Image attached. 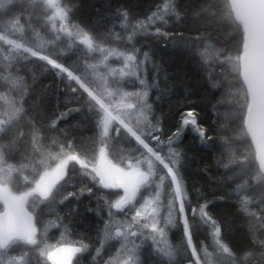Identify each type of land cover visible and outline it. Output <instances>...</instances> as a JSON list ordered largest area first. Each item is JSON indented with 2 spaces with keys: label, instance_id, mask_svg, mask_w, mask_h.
I'll return each mask as SVG.
<instances>
[{
  "label": "snow or ice",
  "instance_id": "1",
  "mask_svg": "<svg viewBox=\"0 0 264 264\" xmlns=\"http://www.w3.org/2000/svg\"><path fill=\"white\" fill-rule=\"evenodd\" d=\"M77 8L75 0H0V264H80L89 244L68 239L64 217L57 214L55 221L45 222L43 215L55 204L94 195V189L109 190L97 197L107 219L91 257L95 264H141L148 242L160 264H174L178 255L187 264H264V0H196L191 12L198 30L219 38L213 43L210 37H198L197 55L210 89L225 88L233 105L213 131L222 147L216 161L225 170L220 183L227 190L216 199L237 205L251 245L239 254L209 211L215 200L202 194L195 203L189 199L184 155L174 147L187 131L210 148L216 147L208 144L214 136L194 109L183 113L180 126L165 136L149 103L155 77L147 79L149 54L134 42L138 36H170L163 26L170 17H181L174 0H162L143 19L133 20L127 9H117L107 36L131 45L124 51L106 46V38L74 21ZM117 24L120 32L114 30ZM25 25L34 33L27 44L20 42ZM233 35L239 39H229ZM49 46L51 53L45 51ZM72 50L83 55L69 65L64 57ZM94 53L100 59L91 62ZM113 57L121 67L110 66ZM37 62L67 81L71 98L91 116L93 136L75 143L61 139L58 125L80 107L50 116L36 105L26 107L30 85L19 73ZM137 84L138 90H125V85ZM235 120L238 131L231 127ZM238 141L245 142L243 151L236 147ZM22 142L31 148L21 153L27 162L9 163ZM237 177L242 182L230 187ZM60 227L58 239L49 235ZM173 229L181 232L179 245L169 239ZM201 232L211 237L212 251L199 240ZM113 241L116 245L106 250Z\"/></svg>",
  "mask_w": 264,
  "mask_h": 264
},
{
  "label": "trees",
  "instance_id": "2",
  "mask_svg": "<svg viewBox=\"0 0 264 264\" xmlns=\"http://www.w3.org/2000/svg\"><path fill=\"white\" fill-rule=\"evenodd\" d=\"M75 2L78 8L75 10L74 21L87 27L98 38L110 40L107 30L116 24L117 9H127L133 20L143 19L156 10V6L161 4L162 0H75ZM195 2L196 0H174L181 17L180 19L170 17L169 23L163 26L164 30L170 34L168 38L138 36L134 42L141 53L149 54L147 79L152 82L155 77L156 84V87L149 92V103L152 105L155 117L162 124L165 136L170 135L180 126L183 113L193 109L197 112L199 123L208 129L209 135L214 136L213 130L217 128V121L224 122V113L230 112L233 108V105L228 103L229 98L225 88L210 89L200 66L197 55L200 49L197 46L201 41L198 37L201 35L210 37L213 43H216L219 38L212 31L203 32L194 26L191 12ZM114 30L121 31L118 24ZM229 39L238 40L239 36L233 35ZM116 46L121 51L131 47L121 41H117ZM53 79L62 85L67 84L66 80L61 81L59 77L54 76ZM139 87L137 84L134 91ZM56 97L59 101L60 97L58 95ZM218 100L223 102L218 104ZM78 107L81 110L72 112L70 115L81 118L80 114L87 109L81 107V104ZM238 126L239 120L231 124L235 131H238ZM220 135L223 136L224 133L221 132ZM228 135H233V132H229ZM208 144H214L216 147L202 145L195 134L187 131L174 147H178L184 155L183 175L189 189V199L195 203L197 197L202 194L209 201L215 200V203L210 205L209 211L221 223L222 237H225L229 246L239 254L246 247L251 246L246 226L242 223V217L235 203L216 199L227 195V190L220 183V177L224 175L225 170L216 163L221 155L222 147L219 137L216 136L212 141H208ZM244 146L245 142H236V147L240 151H243ZM242 179L237 177L229 182V186L242 182ZM169 239L174 245H179L181 232L173 229L169 233ZM199 240L209 246V251L213 250L209 235L201 232ZM141 264H160V257L150 251V242L146 243L142 250ZM174 264H187V261L178 255Z\"/></svg>",
  "mask_w": 264,
  "mask_h": 264
},
{
  "label": "rangeland",
  "instance_id": "3",
  "mask_svg": "<svg viewBox=\"0 0 264 264\" xmlns=\"http://www.w3.org/2000/svg\"><path fill=\"white\" fill-rule=\"evenodd\" d=\"M58 23V22H57ZM35 28L40 30V33L45 36V39H47V35L45 34L44 30L40 27L38 23L34 22ZM31 29H28L25 25V33ZM110 40H107L108 47H115L117 48V41L112 40L111 37H109ZM62 44H65L66 46V38L62 39ZM82 47V46H81ZM48 52H52V48L49 46ZM78 55H83L82 53H77L74 50L68 51L65 54L64 59H77ZM95 59H91V62H96V60L100 59L99 53L92 54ZM111 67L119 68L122 66V62L119 60H116L114 57L109 59V62ZM40 63L31 64L30 66L23 67L20 71L21 74H27L32 75L36 74L38 71H45L42 67L39 66ZM101 71H106L105 69L101 68ZM38 74V73H37ZM41 75V74H40ZM42 76V75H41ZM44 79L40 80L39 82L33 81L31 83H28L30 85V92L31 97L28 98L26 107L29 105H36L38 106L40 112L42 114L46 113L47 115H52L53 112H62V109L65 108H75L78 107V103L71 98L69 94H66L64 97H61L59 101H57V97L55 94H49L46 90L49 86H52V83L55 82V80H52L51 77H44ZM135 87H132L130 85H125V90L127 91H134ZM1 90V89H0ZM81 116H84L87 119L91 120L90 114L86 111H84ZM77 119L75 122L74 120ZM83 119V118H82ZM78 120V118L73 117H67V119L62 120L58 127L63 130V133L61 134V139L67 141V140H73V142H78L84 137L90 136L88 133L81 134L80 132V126L82 125L81 122H84L83 120ZM67 122V123H66ZM66 133V135H65ZM20 149L18 151L19 155H13L9 159L13 158V163L15 165H20L21 163H26L27 161L24 159V156L21 155V153L24 152V149L27 148L28 152H31L30 146L27 144V142H22L19 145ZM18 147V148H19ZM78 167V166H77ZM25 174H30V170L26 171ZM80 178L77 177V180ZM19 182V181H18ZM79 186V185H77ZM89 186H92L91 183H89ZM70 191L75 190V188H69ZM99 192H104L103 189L97 191L94 189V195L89 196L88 194H85L80 198L79 201L72 199L71 201H66L64 204H55L52 206L51 211L45 212L43 215V220L45 222L48 221H55L57 219V214L61 217H64L63 223L68 226V239L70 241H83L84 243L89 244L90 251L82 254L80 256V264H95V262L91 259L92 256L95 255V248L99 247V239H100V233L104 226V220L106 217V210L102 207H98V199ZM99 204L102 205L103 201L100 200ZM43 207V205L41 206ZM87 208H91L92 211H86ZM63 231V228H52L50 229V236H54L57 239L60 236V232ZM52 242V241H50ZM110 245H116V242H109V245H106V250L109 248ZM112 254L115 252V247H112L111 249ZM104 259H107V254L104 255Z\"/></svg>",
  "mask_w": 264,
  "mask_h": 264
},
{
  "label": "bare ground",
  "instance_id": "4",
  "mask_svg": "<svg viewBox=\"0 0 264 264\" xmlns=\"http://www.w3.org/2000/svg\"><path fill=\"white\" fill-rule=\"evenodd\" d=\"M34 27H36V26H34ZM42 36H43V34L42 33H40ZM24 35H25V39L24 40H21L20 42H24V43H28V37L29 36H32L33 38H34V33L32 32V30H29V31H27V33H24ZM17 36H19V33H17ZM13 38H16V37H13ZM51 47V46H50ZM52 48V47H51ZM48 49H49V47L47 48V49H45V51H47L48 52ZM80 56H82V55H78V58L80 57ZM78 58L77 59H71V60H69V59H66L65 58V60H66V62H67V64H69V65H71L72 63H74L75 61H77L78 60ZM34 59V58H33ZM37 63H40V64H42L43 62H37ZM35 64V63H34ZM81 66H83L82 65V61H81ZM22 71V70H21ZM38 73V74H37ZM36 74H34V76H32V75H27V74H21V73H19L20 75H23L24 77H25V79H26V81H27V83H31V82H33V81H36V82H39L40 80H42V79H44L42 76H44V77H51L52 78V80H54L53 78H54V75L51 73V72H48V71H38ZM42 76H41V75ZM6 87V86H5ZM1 90H3V89H1ZM49 94H55V95H58L60 98L61 97H64L66 94H69L68 92H67V90H66V87H65V83H64V85H62V84H60V82H53L52 83V86H49L48 88H47V90H46ZM31 97V92L29 91V97L28 98H30ZM76 108V107H75ZM69 108H65L62 112H65V111H67ZM81 115V114H80ZM75 117V118H77L75 115H69L68 117ZM81 118H78V120H81L82 118L84 119V121L86 120L87 122L85 123V122H81V124L82 125H78V126H80L79 128H80V132H81V134H85V133H88L90 136H93L94 134H95V131H96V129H95V127H94V124H93V122L92 121H90V119H87V118H85L84 116H80ZM82 119V120H83ZM77 119H75L74 120V122L76 121ZM67 123V122H66ZM19 149H20V147L18 148V151H19ZM18 151L16 152V155H19L18 154ZM15 155V154H14ZM14 161H13V158H12V161H11V159H9V163H13ZM13 164H15V163H13ZM107 191H109V190H104V192H107ZM107 219V214H106V217H105V220Z\"/></svg>",
  "mask_w": 264,
  "mask_h": 264
}]
</instances>
